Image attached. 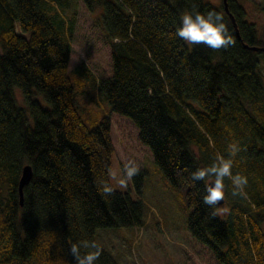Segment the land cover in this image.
I'll return each instance as SVG.
<instances>
[{
    "label": "trees",
    "instance_id": "trees-1",
    "mask_svg": "<svg viewBox=\"0 0 264 264\" xmlns=\"http://www.w3.org/2000/svg\"><path fill=\"white\" fill-rule=\"evenodd\" d=\"M80 1L85 15L97 12L95 21L80 22L94 27L93 43L99 38L103 44L98 78L83 61L71 69L77 61L76 12L65 33L45 0H0V264H76L71 244L84 239L100 247L97 264H118L95 231L142 225L144 202L111 182L118 150L114 124L126 141L129 164L140 169L132 179L139 194L144 151L172 183L186 186L189 241L201 263L264 264V75L258 56L264 33L238 0H228V8L240 37L223 2ZM194 7L222 12L234 44L213 50L179 39L180 16ZM72 70L80 74L73 78ZM85 78L111 105L92 127L76 97L75 83L84 91ZM232 142L241 146L235 157L228 152ZM217 154L233 159V173L248 179L246 197H233L225 180L221 205L229 209L223 213L219 204L203 203L206 182L191 179ZM27 163L33 173L21 202L19 180ZM104 183L112 195H102Z\"/></svg>",
    "mask_w": 264,
    "mask_h": 264
},
{
    "label": "rangeland",
    "instance_id": "rangeland-1",
    "mask_svg": "<svg viewBox=\"0 0 264 264\" xmlns=\"http://www.w3.org/2000/svg\"><path fill=\"white\" fill-rule=\"evenodd\" d=\"M45 0V5L51 13H55L57 19L63 21L62 29L66 33L71 16L76 12L77 23L74 32L72 49L77 56V61L72 65L73 69L79 62L85 64L93 71L95 76L101 77L103 63L105 62L102 41L97 38L92 42L94 27L83 26L82 20L95 21V13L82 11V1ZM217 5L222 0H208ZM246 10V18L256 23L260 34L264 33V0H238ZM47 11L49 14L50 12ZM185 12V11H184ZM52 16V15H51ZM79 25V26H78ZM87 25V24H85ZM83 27L89 28L83 31ZM101 32V31H100ZM84 45L86 38L90 37ZM260 68L264 75V51L259 53ZM101 65V66H100ZM74 78L80 71L72 73ZM85 90L76 86V97L83 103L87 110L81 112L87 125L92 127L98 123L101 117L110 111V103L97 84L89 78L82 79ZM18 101L25 105L20 87H14ZM39 94V93H38ZM45 105H49L43 95H36ZM28 116H32L28 111ZM118 141V150L112 154V172L110 175L113 186L117 189L128 190L133 197H141L144 202V220L142 225L104 227L95 231L96 241L106 249L118 264H205L201 263L199 253L189 241L188 217L191 211L187 203L186 186L174 184L164 174L160 166L154 161L148 152L140 155V165L144 166L146 173L143 179L142 191L139 194L132 180H127L124 169L128 161V148L126 141L118 126L114 124ZM121 185H125L122 187ZM229 209L228 204L220 205L221 212Z\"/></svg>",
    "mask_w": 264,
    "mask_h": 264
},
{
    "label": "clouds",
    "instance_id": "clouds-1",
    "mask_svg": "<svg viewBox=\"0 0 264 264\" xmlns=\"http://www.w3.org/2000/svg\"><path fill=\"white\" fill-rule=\"evenodd\" d=\"M175 35L187 45L203 44L213 50L226 49L234 44L229 35V26L224 14L216 9L201 12L194 7L183 12ZM240 151L239 142H232L228 145L230 157L237 156ZM232 168L233 159L217 154L209 166L198 167L191 173L193 183L197 181L206 182L203 196L204 204L214 208L222 201L225 194L226 179L231 182V195L233 197L247 196V177L242 174H234ZM139 171L140 169L135 164H128L125 166L124 174L126 179L130 181ZM121 186L124 187L125 185ZM100 191L102 195L110 196L113 194L114 189L109 184L104 183ZM82 250H84L83 254H81ZM71 251L76 264H97L101 255V249L97 243L87 239L71 244Z\"/></svg>",
    "mask_w": 264,
    "mask_h": 264
},
{
    "label": "water",
    "instance_id": "water-1",
    "mask_svg": "<svg viewBox=\"0 0 264 264\" xmlns=\"http://www.w3.org/2000/svg\"><path fill=\"white\" fill-rule=\"evenodd\" d=\"M222 2L224 4V8H225L226 12H228L229 15L232 18V21H233V24H234L235 31H236L237 35L240 37V33H239V29H238L235 17L232 15V13L229 11V8H228V0H222ZM251 48L254 49V50H258L259 46L253 45V46H251ZM32 173L33 172H32L31 165L29 163L25 164L23 166V168H22V174H21V177H20V180H19V191H20L21 202H23V187L27 183H29V181L31 180ZM224 202H225V196L223 197L222 201H220L218 204L221 205Z\"/></svg>",
    "mask_w": 264,
    "mask_h": 264
}]
</instances>
